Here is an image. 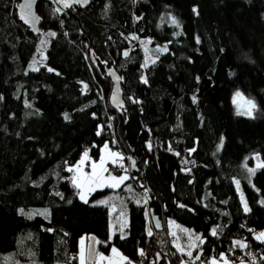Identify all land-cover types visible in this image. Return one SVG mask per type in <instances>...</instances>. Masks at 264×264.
<instances>
[{
    "label": "trees",
    "instance_id": "16d2710c",
    "mask_svg": "<svg viewBox=\"0 0 264 264\" xmlns=\"http://www.w3.org/2000/svg\"><path fill=\"white\" fill-rule=\"evenodd\" d=\"M19 2L0 0V264H79L83 235L95 252L117 246L124 264H195L170 220L210 257L241 242L264 264V0H90L61 15L40 0L39 33ZM144 37L167 43L147 66ZM236 91L251 115L237 114ZM105 145L119 172L132 157L145 182L118 189L137 194L126 235H110L111 204L97 202L109 188L84 200L73 183L84 154L90 169ZM146 210L162 230L147 228Z\"/></svg>",
    "mask_w": 264,
    "mask_h": 264
},
{
    "label": "crops",
    "instance_id": "0c3cea01",
    "mask_svg": "<svg viewBox=\"0 0 264 264\" xmlns=\"http://www.w3.org/2000/svg\"><path fill=\"white\" fill-rule=\"evenodd\" d=\"M109 153H116L117 152L113 151L110 147H107V150L105 149V147L102 149L100 157L98 160L92 162V164L90 165V169L86 168V162L89 159L88 155L87 158H85V154L84 156L81 158V160L79 161V171L77 168V171L75 172V175L77 173V178L80 176V173H87V174H91L92 172V165L95 164H99L102 158H105V167L108 170V167L110 165L113 164V160L117 161L118 158L120 157V155L118 154V156H110ZM84 161L83 164H81V161ZM129 167L128 165L123 163V167L120 168V172L117 174H122L123 170H125L126 172V176L127 177L125 180L130 179L131 178V174L129 172ZM107 172H104L103 174H105ZM74 175V177H75ZM115 176V175H114ZM76 179V177H75ZM124 180V181H125ZM123 181V182H124ZM123 182L121 184H119L117 187H111L109 186L111 183H102V184H97L95 186L92 187V190H88L87 191V197H90L91 193L94 192L95 190L98 189H104V188H109V192H107L105 195L102 196L103 202L101 203H108L111 204V213H110V217H113V221L114 224L117 225L120 222V215L123 218L124 222H126V220H128L127 217V211H128V199L129 197H136L137 194L134 193L132 185L128 184L126 185V187L122 190L119 191L118 189L121 187V185L123 184ZM81 189V187H79V190ZM108 195H114V196H119V199H106V196ZM80 196V195H79ZM81 198V196H80ZM82 199V198H81ZM84 200L87 199L85 196L83 198ZM110 222V221H109ZM110 224V223H109ZM127 226L125 227V232L122 233L119 231L118 226L113 229L112 234H110L111 236L114 234V232L118 231L120 232L122 235H126L127 234ZM170 230L171 233L173 235V243L174 245L180 250V251H184L187 253H192L193 251L196 250V245L199 242V235L198 234H192L189 232V230L186 227H183L182 225L178 224L177 222L170 220ZM197 238V243H193V241L191 240L192 238ZM111 251V249H110ZM95 254L92 258L91 261H89V264L94 261L95 258ZM124 255V254H123ZM122 260L119 259V261L121 262V264H124L125 256L123 258H121ZM213 262H215V264H246L242 261H228L225 257V255L220 254L218 256H212L210 259V264H213ZM113 264V263H111Z\"/></svg>",
    "mask_w": 264,
    "mask_h": 264
},
{
    "label": "rangeland",
    "instance_id": "374dc122",
    "mask_svg": "<svg viewBox=\"0 0 264 264\" xmlns=\"http://www.w3.org/2000/svg\"><path fill=\"white\" fill-rule=\"evenodd\" d=\"M47 37H50V33L47 34ZM140 46L142 48V52H143V56H144V61H143V66H147L148 64H150L156 57H158L162 52L167 50V43H162V44H153L151 42V37H144L140 39ZM142 79L146 80V76L145 74L142 75ZM240 93L241 97H237L236 94ZM234 100L236 101L234 103ZM246 101H251L248 98H246L241 92L236 91L233 95V103H234V108L236 111H240V112H246L249 108V105L246 103ZM253 112V109H251V114ZM257 165L259 164L258 162L256 163ZM77 171V170H76ZM105 177V181L103 183H112L111 181L107 180V177L109 176L108 174V170L107 173L103 174ZM114 176V175H112ZM116 177H120V176H126V172L125 170H123L122 174H115ZM77 181V173L75 175ZM74 177V179H75ZM79 182V181H78ZM236 185H237V190L240 196V199L242 201V204L245 207H247L248 209V204L242 189L241 184L239 183V181H236ZM87 188H83L81 187V189L79 190V195L81 196V194H83V196H85L87 199L89 197H87ZM119 199V196H114V195H108L106 196V199ZM85 199V200H87ZM97 202H103L102 197H100L99 199H97ZM120 222L115 225L114 221H113V217H110V234H112L113 229L115 228V226H118V229L120 232L124 233L125 232V227L128 224V220H126V222H124L123 218L121 217V215L119 216ZM260 233H264V229H259L256 231V236H258ZM193 241V243H197V238H192L191 239ZM89 237L87 235H83L80 237L79 239V251H78V263L81 264L80 261V256L83 253L84 257H85V264H89V258H88V244H89ZM96 242V241H95ZM199 244L196 245V249L198 247ZM113 249L117 250V253H113ZM101 257H104V259H101ZM124 255L121 252V250L113 245L111 247V251L109 253H104L101 251H97L95 254V258H94V264H103V263H113V264H121V262L119 261L122 260L121 258H123ZM228 260V259H227ZM229 261V260H228Z\"/></svg>",
    "mask_w": 264,
    "mask_h": 264
},
{
    "label": "water",
    "instance_id": "95a60500",
    "mask_svg": "<svg viewBox=\"0 0 264 264\" xmlns=\"http://www.w3.org/2000/svg\"><path fill=\"white\" fill-rule=\"evenodd\" d=\"M39 1L40 0H20L17 6L18 14L21 21L27 27H29V29L34 33H39L41 31V27H40L41 18L39 13L37 12V4ZM47 1H50L52 3L55 10L60 15L63 14L68 7L71 6L83 7L90 2V0H87L86 3L84 2V0H47ZM88 55L92 61H95L90 50H88ZM112 76L114 78V94L115 95L118 94V96H120L119 81L116 78L117 74H112ZM129 172L131 174L132 179L136 181L137 186L140 188H144L145 182L143 180V177L139 173V168L137 166L136 160L132 157H130ZM145 218L148 220L147 222L148 229L153 228L156 231L162 230L163 228L162 221L157 214L153 213L152 210L145 211ZM95 241H96V236H90V241L88 244L89 261L92 260L95 253Z\"/></svg>",
    "mask_w": 264,
    "mask_h": 264
},
{
    "label": "snow or ice",
    "instance_id": "6c2138e0",
    "mask_svg": "<svg viewBox=\"0 0 264 264\" xmlns=\"http://www.w3.org/2000/svg\"><path fill=\"white\" fill-rule=\"evenodd\" d=\"M84 2L86 3L87 0H84ZM173 22L176 23L175 20H173ZM51 35H55V33H51ZM125 55H127V53H125ZM49 71H52V70L49 69ZM236 96L237 97H241V94L240 93H237ZM235 102L236 101L234 100V103ZM246 103L249 105L248 110L246 112H240V111H238V113H237L238 115H251V109L255 108V104L252 101H246ZM107 147L108 146L105 145V149L106 150H107ZM109 155L110 156H118V154H116V153H109ZM85 158H87V152L85 153ZM83 162L84 161L82 160L81 161V164H83ZM113 163H115V160H113ZM71 170L72 169H69V171H71ZM78 171H79V168H78ZM104 172H107V168L105 167V158H102L101 161H100V163L98 165L95 164V163L92 165V172H91V174H87V173L81 172L80 173V176L78 178V181L79 182L77 181V179H74L73 180V183L74 184H77L78 187H83V188H87L88 190H92V187L93 186H95L97 184H102L105 181V177L103 175ZM126 178L127 177H125V176L116 177V176L109 175L107 177V180H109V181L112 182L109 186H111V187H117ZM81 198L82 199L84 198L83 194H81ZM245 210H247V207H245ZM21 212H23L22 209H21ZM211 234L212 235H216V229H212V233ZM261 238H264V233H260L257 236V239H261ZM237 243H241V242H237ZM244 246H246V245H244ZM112 251H113V253H116L118 255L116 249H113ZM141 255H143V252H141ZM189 255H191V253H189ZM101 259H104V257H101ZM80 261H81V264H85V257L83 255V253L80 256ZM213 264H215V262H213Z\"/></svg>",
    "mask_w": 264,
    "mask_h": 264
},
{
    "label": "built area",
    "instance_id": "2783aa9c",
    "mask_svg": "<svg viewBox=\"0 0 264 264\" xmlns=\"http://www.w3.org/2000/svg\"><path fill=\"white\" fill-rule=\"evenodd\" d=\"M119 173V169L115 167L114 165H110L108 167V174L109 175H115ZM143 195L148 197V193L145 189H142ZM156 243V242H155ZM154 243V244H155ZM197 247V254H191L187 257V260L189 261H195V264H210V255L207 252H202L203 243L198 242ZM239 246L237 243H232L227 247V252L225 253L226 259H228L231 262L234 261H245L248 264H261L260 260V252L253 248L250 250L249 255L246 257L243 255L241 251H239ZM155 249V246L153 247ZM146 262L145 258H140L138 261V264H144Z\"/></svg>",
    "mask_w": 264,
    "mask_h": 264
}]
</instances>
